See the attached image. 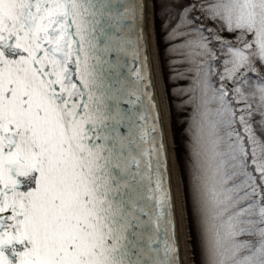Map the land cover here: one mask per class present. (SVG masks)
<instances>
[{
	"label": "snow or ice",
	"instance_id": "1",
	"mask_svg": "<svg viewBox=\"0 0 264 264\" xmlns=\"http://www.w3.org/2000/svg\"><path fill=\"white\" fill-rule=\"evenodd\" d=\"M146 7L0 0V264H182ZM170 8L211 264H264V0Z\"/></svg>",
	"mask_w": 264,
	"mask_h": 264
},
{
	"label": "trees",
	"instance_id": "2",
	"mask_svg": "<svg viewBox=\"0 0 264 264\" xmlns=\"http://www.w3.org/2000/svg\"><path fill=\"white\" fill-rule=\"evenodd\" d=\"M154 28L158 50L161 75L164 83L176 160L182 181L187 225L193 255V264H211L203 239V225L200 208L197 204L194 174L196 159L197 127L195 104L188 103V90L193 86V66L180 55L187 29L170 8L171 0H153ZM227 39H235V35L224 31ZM219 54V53H218ZM225 57L221 55L220 59ZM216 67L222 70L220 61ZM216 80V77H213ZM231 86V85H229ZM175 116V122L174 121Z\"/></svg>",
	"mask_w": 264,
	"mask_h": 264
},
{
	"label": "water",
	"instance_id": "3",
	"mask_svg": "<svg viewBox=\"0 0 264 264\" xmlns=\"http://www.w3.org/2000/svg\"><path fill=\"white\" fill-rule=\"evenodd\" d=\"M125 4L131 6H139L141 3L146 4V16L143 21L144 27L146 28V36H147V46L146 49H141L140 59H143L145 54L148 57V62L150 63L149 73L152 78V84L154 87L149 86L147 91L153 98V102L158 104L159 111L163 120V129H164V139L167 144L168 148V159L171 166V192L173 198L175 200V212H176V225H177V233L179 238V252L182 264H185L184 261V251H183V243L181 241V227H180V219H179V212L177 207V197H176V190H175V182H174V159L175 158V148L173 146V140L171 135L170 123L165 120L164 110H163V102L161 99V92L159 88L158 76H157V57L155 58L154 48L156 49L155 43V33L153 27V17H152V1L151 0H124ZM140 22H137V26L133 27V31H138V25ZM157 54V53H156ZM157 56V55H156ZM128 67L129 68H139L140 67V59L134 60L131 55L127 56ZM147 83V81H146ZM147 104V98H145V105ZM124 107H128L125 105ZM154 115V113H152ZM151 122V121H149ZM189 243V242H188Z\"/></svg>",
	"mask_w": 264,
	"mask_h": 264
},
{
	"label": "bare ground",
	"instance_id": "4",
	"mask_svg": "<svg viewBox=\"0 0 264 264\" xmlns=\"http://www.w3.org/2000/svg\"><path fill=\"white\" fill-rule=\"evenodd\" d=\"M156 53H157V50L154 48L155 58L157 57L156 58L157 59V76H158L159 88L161 92V99L163 102L164 116H165V120L168 123L170 120L169 108H168L165 88H164L162 77H161L158 55ZM173 163H174V182H175V190H176V197H177L176 198L177 207H178L179 219H180L181 238H182L181 241L183 243L184 261H185V264H193V260L191 259V256H190L189 243H188L187 222H186L187 220L185 217L186 210H185V201H184L182 181H181L180 172H179V169L177 168V163L175 159Z\"/></svg>",
	"mask_w": 264,
	"mask_h": 264
},
{
	"label": "rangeland",
	"instance_id": "5",
	"mask_svg": "<svg viewBox=\"0 0 264 264\" xmlns=\"http://www.w3.org/2000/svg\"><path fill=\"white\" fill-rule=\"evenodd\" d=\"M152 1V17H153V27H154V2L153 0ZM154 32H155V28H154ZM155 43H156V38H155ZM156 50H157V45H156ZM157 55H158V50H157ZM158 60H159V57H158ZM160 64V63H159ZM160 71H161V68H160ZM162 77V75H161ZM163 81V79H162ZM164 85V83H163ZM170 118V116H169ZM169 123H170V120H169ZM170 129H171V124H170ZM171 135H172V129H171ZM172 140H173V135H172ZM173 146L175 148V144H174V141H173ZM176 150V148H175ZM175 153V152H174ZM175 158H176V153H175ZM176 163H177V160H176ZM177 168L179 169L178 167V163H177ZM185 217H186V220H187V215H186V211H185ZM187 222V221H186ZM187 235H188V242H189V250H190V256H191V259L193 260V255H192V250H191V244H190V236H189V229H188V225H187Z\"/></svg>",
	"mask_w": 264,
	"mask_h": 264
}]
</instances>
